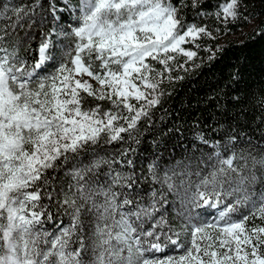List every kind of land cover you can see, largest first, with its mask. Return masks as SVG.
<instances>
[{
  "label": "snow or ice",
  "instance_id": "snow-or-ice-1",
  "mask_svg": "<svg viewBox=\"0 0 264 264\" xmlns=\"http://www.w3.org/2000/svg\"><path fill=\"white\" fill-rule=\"evenodd\" d=\"M242 2L225 0L216 17L239 19ZM186 6L174 0H76L63 5L73 22L55 3L47 9L42 0L0 4V264H264V149L251 141L247 150H237L235 136L211 143L201 136L214 149L206 159L195 169L191 162L161 167L153 160L143 178L146 188L127 158L130 149L118 157L97 154L73 168L74 183L62 200H56L60 190L50 188L49 170H58L69 154L101 140L119 142L124 133L132 138L159 104L160 81L151 75L149 58L165 66L175 59L169 53L191 59L196 53L181 45L201 34L211 37L206 26L185 25ZM20 29L24 37L11 43ZM37 38L38 55L29 61L21 45ZM58 44L65 49L61 62L41 75L56 60ZM88 98L111 107L90 106ZM169 194L186 221V245L168 220ZM193 208L217 209L218 219L193 222ZM245 208L247 214L236 215ZM60 214L68 223L48 231L45 223ZM255 219L261 223H249ZM165 242L183 254L151 255L163 252Z\"/></svg>",
  "mask_w": 264,
  "mask_h": 264
},
{
  "label": "trees",
  "instance_id": "trees-1",
  "mask_svg": "<svg viewBox=\"0 0 264 264\" xmlns=\"http://www.w3.org/2000/svg\"><path fill=\"white\" fill-rule=\"evenodd\" d=\"M224 2L198 0V7L194 8L192 0H174L178 6L187 5L181 8L185 25L206 26L211 37L201 34L195 39L196 44H189V51L196 55L191 59L186 56L178 68L170 69L167 78L160 80L156 92L160 102L138 122L132 138L124 133V139L113 144L101 140L98 145L87 146L78 155L69 154V160L61 162L58 170H49L50 188L60 190L56 200H62L63 193L68 192L69 185L74 183L73 168L88 164L97 154L118 157L124 149H130L127 158L135 162L137 175L141 176V184L146 188L148 184H144L143 178L147 175L148 163L153 160L161 167L191 162L195 169L198 161L206 159V155L214 149L202 143L201 136L209 143L221 139L226 141L229 136H235L237 150H247L249 141L258 150L264 149V0H243L240 6L243 15L227 23L215 15ZM31 3L32 0H0V4L8 5ZM42 3L45 9L50 3H55L62 10L65 20L74 22V17L63 5L74 4L76 0H42ZM25 29L17 30L10 42L22 39ZM38 44L39 38L24 42L20 54L33 61L38 55ZM88 99L90 106L100 103L103 108L111 107L107 101ZM199 167L205 166L200 164ZM168 199L172 202L168 207V220L180 233V241L184 242L183 238L189 236L183 230L186 221L177 216L176 209L180 205L174 196L169 194ZM52 211L57 212L55 201ZM191 211L197 218L193 222L209 223L218 219L217 209L193 208ZM248 211L245 208L236 215L247 214ZM61 221L67 224L68 217L56 215L54 221L45 223L44 227L50 232L55 231ZM249 223L260 224L261 221L255 219ZM183 251V248H175L165 242L164 251L153 254L161 258Z\"/></svg>",
  "mask_w": 264,
  "mask_h": 264
},
{
  "label": "rangeland",
  "instance_id": "rangeland-1",
  "mask_svg": "<svg viewBox=\"0 0 264 264\" xmlns=\"http://www.w3.org/2000/svg\"><path fill=\"white\" fill-rule=\"evenodd\" d=\"M68 27V25H66ZM229 38H235L234 36H229ZM65 44L64 45H67L71 42V38L69 39H65L64 40ZM189 44H196V41L195 39L193 40L192 38H188V42L187 43H184L181 45L182 48H184L186 51H189ZM65 49L63 47H60L59 45H57L56 47V60L55 61H52L50 62L48 65H47V68H46V72L45 73H41V75H44V74H47V73H53L55 71V68L59 65V63L61 62V59L63 58V51ZM170 55H173L175 57L174 60H171L168 62V65L165 66V65H162L160 64L158 61L156 60H152L151 58H149L146 62L149 63L152 68L155 70L151 75L153 76V78L155 80H163V79H166L167 78V75L169 74L168 71H165V68H169V69H175V68H178V65L179 63L185 59V55L181 54V53H169ZM164 54H161V58H163ZM156 73H160V75H156ZM85 79H89L87 77H85ZM92 83L94 84V86H97L95 85V82L92 81ZM133 104H137V102L135 100H132L131 101ZM143 103V102H141ZM109 104V103H108ZM110 105V104H109ZM111 106V105H110ZM137 107H139V105L137 104ZM105 109H107L108 107H104ZM190 239V236H187L185 238H183L184 243L185 245L187 244L188 240ZM176 248V246H174ZM183 254V253H181ZM181 254H178V255H172L173 257H176V256H179ZM153 255L155 258H156V255L154 254H151ZM165 257H161V258H158V259H163Z\"/></svg>",
  "mask_w": 264,
  "mask_h": 264
}]
</instances>
